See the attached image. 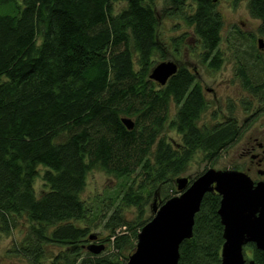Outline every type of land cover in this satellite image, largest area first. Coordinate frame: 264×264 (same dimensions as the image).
I'll return each mask as SVG.
<instances>
[{
    "label": "trees",
    "instance_id": "obj_1",
    "mask_svg": "<svg viewBox=\"0 0 264 264\" xmlns=\"http://www.w3.org/2000/svg\"><path fill=\"white\" fill-rule=\"evenodd\" d=\"M115 1L0 0V229L8 232L25 218V237L14 252L33 264L49 243L65 247L49 264H125L152 216L142 218L152 190L166 185L160 202L177 194L173 181L196 150L216 156L240 133L232 115L198 124L208 102L185 65L164 84L149 78L153 66L167 60L155 0H126L119 11ZM163 1L170 14L187 4ZM192 2L184 19L202 41L205 61L218 67L222 16L214 0ZM247 5L261 19L264 35V0ZM155 55L162 59L155 62ZM242 56L248 60L247 52ZM248 80L243 85L252 87ZM258 87L264 95V84ZM122 117L131 118L133 127ZM165 127L175 128L181 141L172 144L162 133ZM40 166L45 185L36 194ZM94 167L118 180L110 203L120 201L103 222L109 247L104 244L99 253L87 249L89 227L80 223L105 210L94 211L81 197ZM219 205L217 192L203 195L193 234L179 246L178 264L220 261ZM126 206L137 207L134 220L119 212ZM245 248L264 264V250L252 242Z\"/></svg>",
    "mask_w": 264,
    "mask_h": 264
},
{
    "label": "rangeland",
    "instance_id": "obj_2",
    "mask_svg": "<svg viewBox=\"0 0 264 264\" xmlns=\"http://www.w3.org/2000/svg\"><path fill=\"white\" fill-rule=\"evenodd\" d=\"M214 2L215 9L221 14L223 19L221 39L215 49L217 54L222 57L219 67H212L205 61L204 52L206 49L198 35L195 34L193 27L187 24L184 19L186 11L190 12V6L194 7L192 0H187V4L184 5L183 9L171 14L164 10L167 4L163 0H155L154 3L158 15V39L161 47L165 49L166 59L174 60L179 66L185 65L193 71L196 81L200 85L214 89L206 92L208 106L198 118V124L200 126L203 124L212 125L221 120L219 119L220 114L223 113L232 115L235 118V122L237 120L238 126H248L247 128H239L238 137L220 150L216 156H207L204 151L196 150L190 158L186 170L180 175H186L191 179L208 167L219 169L235 168L247 171L252 178L259 179L261 177L254 170L256 163L252 165L253 170L249 168L251 166L250 157L249 154L245 153L244 147L253 143L255 145L253 151L261 152V148L257 146L256 142L264 141V100L261 99V95L244 86L242 80H239L234 75L236 57L246 53V49L249 50V46L248 41L244 40L243 43H235L232 39L236 35L234 31L240 28L246 32L244 37L248 38L247 30H254L258 20L250 15L247 8V0H214ZM125 3L126 0H116L113 4L114 10L119 11L125 6ZM262 54L264 60V51ZM154 59L156 62L162 58L159 55H155ZM263 78L264 73L262 75ZM213 91L216 92V96L213 95ZM170 107V118H173L176 107L172 104ZM230 109L232 110L230 111ZM231 112L232 114H229ZM162 133L165 134V137L172 144L181 141V135L175 128L165 127ZM261 167L264 169V160ZM43 173L44 167L40 166L39 175L34 181L36 194H39L41 189L44 188ZM140 181L141 177L138 176L137 182ZM117 185L118 180L116 178L105 173L102 168L94 167L88 171L86 184L81 192V197L89 208L94 209V211L105 209L100 211L98 215L90 214L89 220H84L80 223L89 227L88 233L98 234L100 239L98 242L104 243L106 248L109 247L106 240L108 230L105 229L103 222L111 210L120 204L117 199L110 203L112 196L115 195L112 190L115 187L117 188ZM173 185L176 189L174 181ZM165 191L166 185H163L160 190L156 188L152 190L145 205L143 219H147L152 215L151 202L154 193L156 192L160 202ZM147 193L145 192V195ZM145 197H148V195ZM106 208L109 210H106ZM137 210L136 206H126L121 208L119 212L128 220H134L137 216ZM103 211H105L104 216H102ZM27 223L25 218L21 217L8 232L0 229V264H33L14 252L16 246L20 245L25 237ZM86 242L88 243L90 240ZM64 249L65 247L61 245L46 244L45 253L36 264H49L54 259L53 257L55 255L58 256V253ZM128 253H126V256L129 255ZM245 253L247 258H251L250 248H245ZM83 254H86V248L83 249Z\"/></svg>",
    "mask_w": 264,
    "mask_h": 264
},
{
    "label": "water",
    "instance_id": "obj_3",
    "mask_svg": "<svg viewBox=\"0 0 264 264\" xmlns=\"http://www.w3.org/2000/svg\"><path fill=\"white\" fill-rule=\"evenodd\" d=\"M176 71L174 61L161 60L153 66L149 78L164 84ZM122 120L127 128L133 127L131 118ZM174 181L179 193L160 204L157 197L153 199V214L140 228L135 248L125 264H178L179 246L183 239L192 236L195 214L208 191L220 195L217 212L224 241L217 264H257L246 258L244 249L252 242L264 250V179L255 181L246 171L235 168L208 167L192 180L181 175ZM96 238V233L89 234L86 247L92 253L105 247Z\"/></svg>",
    "mask_w": 264,
    "mask_h": 264
},
{
    "label": "flooded vegetation",
    "instance_id": "obj_4",
    "mask_svg": "<svg viewBox=\"0 0 264 264\" xmlns=\"http://www.w3.org/2000/svg\"><path fill=\"white\" fill-rule=\"evenodd\" d=\"M247 3H248V0H247ZM247 8H248L250 15L252 17H254L255 19H257L258 22L256 24V28H254V30H256V31L251 30V29L247 30L248 31V38L244 37V33H246V32L241 28L234 31L236 35H234L233 37L231 34V37L235 43H243V41L245 40V41H248V46H249V50H247L245 48L247 53H248V60L247 61H245L243 59V56L236 57L235 67H234V75L237 78H239V80H242V83L245 81V79L248 80L247 79L248 75L251 76L250 77L251 79H249L248 82H249V84H252V87H256V88L252 89V87H250V86H248V88H250L254 93L261 95L260 91H259L260 87H258V84H260V82L262 84H264V81H263L264 78L262 79V75L264 73V62H263L264 60L262 57V55H263L262 53L264 51V35L260 33L261 19L258 17H255L251 14L248 5H247ZM254 40H255V44H254ZM218 56H219L218 57V60H219L218 67H219L221 62H222V60H221L222 57L219 54H218ZM178 67H179V65L177 64V69H178ZM244 69H246V71ZM247 72H248V74H247ZM244 73H246V74H244ZM200 87H201V92L205 98H206L207 90L208 91L214 90L212 88L205 87V85H200ZM250 89H249V91L251 92ZM213 95L216 96L215 91H213ZM261 96H262L261 99L264 100V95H261ZM228 117H229V115H225L222 113V114H220V118H219L221 120H218V122L221 123L224 120L228 119ZM234 127L235 128H247L248 126L247 125L245 127L244 126L243 127L238 126L237 120H236ZM256 143H257V146H259L261 148V152H254L253 151V149L255 147V145L253 143H251L249 146H245L244 151L246 154H249V157H250L251 166L249 168L252 169V167H253L252 165H254V163H256V168L254 170H255V173L259 174V176L261 178H259V179L253 178V179L255 181H258V180L264 179V169L261 167L262 162L264 160V158H263L264 157V141H257ZM99 240H100L99 236H97L96 241H99Z\"/></svg>",
    "mask_w": 264,
    "mask_h": 264
}]
</instances>
